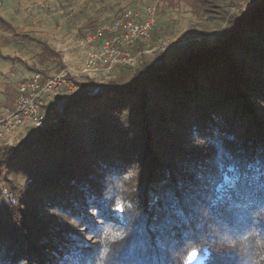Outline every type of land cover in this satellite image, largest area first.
Listing matches in <instances>:
<instances>
[{
    "label": "trees",
    "instance_id": "16d2710c",
    "mask_svg": "<svg viewBox=\"0 0 264 264\" xmlns=\"http://www.w3.org/2000/svg\"><path fill=\"white\" fill-rule=\"evenodd\" d=\"M262 19L264 0H258L228 19L223 41L213 47L183 49L172 58L160 53L141 61L127 80L91 96L72 95L56 123L31 133L19 150L0 152L1 172L28 157L34 175L24 189L10 183L9 197L0 190V264H96L109 226L127 232L111 264H174L189 232L194 239L214 236L213 224L242 233L264 208V114L257 112L264 111V87L249 61L229 50L249 51L246 34L264 48ZM7 23L0 16V25ZM259 60L264 67V51ZM248 89L259 93L253 103L246 101ZM250 121L252 127L241 126ZM217 164L230 173L222 184ZM38 198L45 210L26 211ZM85 206L100 216L99 224L84 226L99 244L83 241L50 214L56 210L77 226ZM258 227L264 230V223ZM208 264L239 259L211 250Z\"/></svg>",
    "mask_w": 264,
    "mask_h": 264
},
{
    "label": "rangeland",
    "instance_id": "374dc122",
    "mask_svg": "<svg viewBox=\"0 0 264 264\" xmlns=\"http://www.w3.org/2000/svg\"><path fill=\"white\" fill-rule=\"evenodd\" d=\"M219 1L218 5L210 6L197 0H0V15L8 22L0 25V119L14 106L18 84L35 72L40 73L43 79L65 72V81L72 87L70 90L66 83L63 84L59 92L41 106L47 127L55 122L56 117L58 121L64 116L63 105L67 98L81 92H87V96H91L112 82L127 80L141 61L152 60L160 53L172 58L183 49L196 48L199 45L211 48L217 42L223 41L228 19L232 15L241 16L258 0ZM147 6L154 7L155 26L148 40L131 48V54L136 56L134 66L118 65L108 71L105 66L99 67L98 64L87 68L84 64L87 53L90 50L95 52L104 39L109 37L108 30L104 28L112 26L126 12H135L139 18H143ZM260 23L264 24V19ZM94 36L97 38H93ZM247 36L246 34L242 37L250 50H229V54L239 61L248 60L257 73L254 79H258L261 87H264L263 60H259L264 48H258L262 43L256 39V35H250L252 38ZM87 38L93 40L82 45ZM253 49L257 53H249ZM223 60L225 57L221 62ZM122 70L125 71V77L120 78ZM255 89L253 86L254 91ZM248 90L244 92L246 101L253 103L254 96H259V93L253 95V90ZM257 109L260 113L258 115L263 116V107ZM241 126L252 127L251 121ZM40 129L42 128L25 122L11 132L3 133L0 135V152L6 150L12 153L14 149L19 150L21 143ZM1 160L2 158L0 166ZM32 167V159L25 157L16 159L15 164L2 172L0 169V190L3 195L8 193L9 197L13 194L14 191L9 193L10 183L24 189L27 180L34 178L30 173ZM126 178L127 184H132L130 176L127 175ZM117 179L112 178L111 181ZM6 180L9 183L4 182ZM37 186L36 184L34 188ZM123 186L125 181L122 185L118 184L120 192L125 195ZM38 200L34 207L31 204L26 211L36 208V214H41L45 205L42 199ZM149 205L151 207V203ZM154 211L159 210L156 208ZM50 214L54 215L55 220H61L63 224L76 230L83 241L99 244L100 238L90 237V232L84 227L88 221L100 223L96 208L85 206V210L81 212V222L77 226L76 221H71L68 216H62L56 210ZM182 227L185 230L188 228L185 225Z\"/></svg>",
    "mask_w": 264,
    "mask_h": 264
},
{
    "label": "built area",
    "instance_id": "2783aa9c",
    "mask_svg": "<svg viewBox=\"0 0 264 264\" xmlns=\"http://www.w3.org/2000/svg\"><path fill=\"white\" fill-rule=\"evenodd\" d=\"M131 13H123L112 26L104 28L108 30L109 37L104 39L95 52L90 50L87 53L84 61L87 68L98 64L99 67L105 66V70L108 71L118 65L134 66L136 56L132 55L130 50L136 44L150 38L155 26V11L154 7L147 6L143 18H139L135 12L132 13L134 16ZM93 38H87L82 45L92 41ZM64 76L65 72H62L43 79L40 73L35 72L19 83L14 106L0 119V135L11 132L25 122H30L37 128H44L45 119L41 106L51 100L66 83ZM69 89L71 90L72 87L69 86Z\"/></svg>",
    "mask_w": 264,
    "mask_h": 264
},
{
    "label": "clouds",
    "instance_id": "9594fccd",
    "mask_svg": "<svg viewBox=\"0 0 264 264\" xmlns=\"http://www.w3.org/2000/svg\"><path fill=\"white\" fill-rule=\"evenodd\" d=\"M127 207L131 210L130 204ZM204 215H208L207 210ZM252 215L253 222L238 236L229 225H223L222 231L217 225H210L215 235L199 239H194L189 232L183 245L173 253L174 264H208L211 250L234 252L240 264H264V230L258 227L264 223V208ZM126 236L127 232L120 228L107 227L101 236L103 246L96 264H111L114 246L121 244Z\"/></svg>",
    "mask_w": 264,
    "mask_h": 264
},
{
    "label": "snow or ice",
    "instance_id": "6c2138e0",
    "mask_svg": "<svg viewBox=\"0 0 264 264\" xmlns=\"http://www.w3.org/2000/svg\"><path fill=\"white\" fill-rule=\"evenodd\" d=\"M220 150H217V155L219 156ZM220 159L224 161L225 165L227 163V160L223 157L220 156ZM230 173L227 171V168H221L219 164H217V176H216V183L217 184H222L224 182V178L226 176H229Z\"/></svg>",
    "mask_w": 264,
    "mask_h": 264
},
{
    "label": "water",
    "instance_id": "95a60500",
    "mask_svg": "<svg viewBox=\"0 0 264 264\" xmlns=\"http://www.w3.org/2000/svg\"><path fill=\"white\" fill-rule=\"evenodd\" d=\"M98 91H99V90H97L96 93H97ZM79 94H80V93H78V94H76V95H79ZM85 95H86V96L88 95L87 92H85ZM61 113H62V112H61ZM56 116H57V115H56ZM58 116H59V115H58ZM57 118H58V117H56V119H57ZM56 119H55V122L53 121L54 123L57 122ZM45 127H46V126H45Z\"/></svg>",
    "mask_w": 264,
    "mask_h": 264
},
{
    "label": "crops",
    "instance_id": "0c3cea01",
    "mask_svg": "<svg viewBox=\"0 0 264 264\" xmlns=\"http://www.w3.org/2000/svg\"><path fill=\"white\" fill-rule=\"evenodd\" d=\"M0 16H2V15H0ZM3 17V16H2Z\"/></svg>",
    "mask_w": 264,
    "mask_h": 264
}]
</instances>
